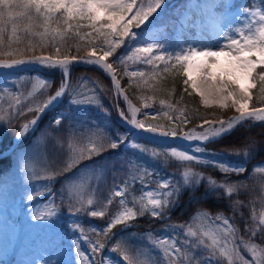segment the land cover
I'll list each match as a JSON object with an SVG mask.
<instances>
[{"label":"snow or ice","instance_id":"obj_1","mask_svg":"<svg viewBox=\"0 0 264 264\" xmlns=\"http://www.w3.org/2000/svg\"><path fill=\"white\" fill-rule=\"evenodd\" d=\"M261 5H239L231 0H221L210 6L198 3L186 6L180 13L173 10L182 34L190 30L203 34L207 31V21H211L216 40L204 43L202 39L195 38L170 42L157 38L154 31L149 30L168 17L167 0H0V71L30 67L58 70L62 75L58 89L51 95H48L51 82L41 76L34 78L26 95L15 87L0 89V123L11 126L20 116L36 113L18 127L16 138H27L30 131L36 130L39 117L65 96L70 105L67 115L61 113L53 120V130L57 132L70 121L69 137L66 140L60 136L53 138L62 159L54 167H45L41 173L33 172L30 179L44 183L40 188L34 186L27 196L30 202L45 194L53 200L51 204L30 209L32 221L47 225L61 217L54 199L57 195L65 198L64 192H67V213L74 217L68 227L76 239L73 241L75 259L66 264H97L96 257L104 251L106 244L103 239H92L86 229L90 228L98 237L107 238L119 225L123 226L122 233L127 232L136 220L145 215L159 220L169 218L185 189L195 195L203 185L205 198L228 200L234 215L245 207L243 201L232 198L246 189L247 184L234 183L228 177L246 171L250 150L256 147V142L252 141L242 151L227 154L245 158L235 166L226 157L215 159V156L224 154L210 152L207 145L231 135L239 127L264 124V0H261ZM82 29L88 31L82 32ZM70 41L75 43L65 47ZM73 47L75 55L71 52ZM37 48H51L53 51L49 55H35ZM81 48L85 52L83 57L79 55ZM112 57L115 60L110 62ZM80 64L94 66L110 78L117 100L122 98L126 105L125 108H120L119 103L114 105L119 118L141 136L148 135L151 138L149 143L156 146L150 149L147 144L135 139L129 141L122 134L113 137L106 124L76 119L75 112L89 107L99 109L104 120L110 116V110L101 101L105 90L99 82L83 77L77 88L71 87V73L74 66ZM134 65L143 67L129 70ZM119 67L124 69L128 87L163 92L165 89L157 88L161 81L180 76L183 78V92L198 96L203 107H217L224 111L232 109L236 115L227 120L200 117V131L178 132L175 121L184 125L189 122L186 106L181 108L177 106L179 101L173 103L162 99L159 102L161 111L144 112L143 118H138L141 109L125 94L117 75ZM88 84L91 87L85 90ZM254 90H258V95L254 96ZM37 94L46 96V99L37 100ZM137 98L143 108L151 106L148 103L151 97ZM171 113H178L175 120ZM160 116L170 121L172 127L166 129L158 123H146L147 120L156 121ZM176 139L190 147L160 143ZM121 145L148 156L154 162L161 158L165 162L169 158L174 159L183 167L181 177L176 182H173L176 180L174 176L164 177L155 181V189L149 188L145 178L159 174L137 157L129 156L125 167L118 171H127L131 183L126 180L122 186H114L107 204L99 208L93 207L100 201L95 199L96 186L92 183V173L96 170L102 172L98 163L85 165L84 169L67 178L64 190L53 191L58 177L71 172L83 161L102 155L106 150L119 149ZM193 163L218 170L224 179L218 181L205 176L191 166ZM253 174L262 178L258 182L264 188V165L254 166ZM136 183H139L143 195H133L129 200ZM113 197L120 198L117 202L120 210L109 217L103 228L86 226L79 221L81 213L90 218H104ZM250 219L251 224L246 222L247 240L238 236V228L232 218L223 212L213 216L208 210H198L190 222L169 224L160 233L147 232L146 243L142 245L131 244V233L127 240L113 234L117 242L110 246V251L117 256L111 259L101 257V264H120L121 260L123 264H149L142 249H150L156 258L152 264H264V247L253 242L257 234L264 239V211L257 215L253 206ZM82 244H87V253ZM241 247L250 254V258L241 254Z\"/></svg>","mask_w":264,"mask_h":264},{"label":"trees","instance_id":"obj_2","mask_svg":"<svg viewBox=\"0 0 264 264\" xmlns=\"http://www.w3.org/2000/svg\"><path fill=\"white\" fill-rule=\"evenodd\" d=\"M237 1L239 4L242 5L256 6L261 4V0H237ZM81 31L85 32L88 31V29H82ZM192 35H193V30L186 31V34H184V39H192ZM72 43H75V41H70L69 45H66L65 47L70 46ZM20 47H24V45H20ZM52 51L53 50L51 48H45V49L37 48L35 55H40L41 53L52 54ZM71 52L73 55H75L76 49L73 47L71 49ZM84 54L85 52L83 48H81L79 55L84 56ZM26 55H32V53H26ZM62 55H63V50H62ZM118 74L123 82V85L126 88V91L128 92L129 95L132 96V98L138 104H140L141 101L137 97L144 96L146 98L151 97L152 99L148 101L157 106H160L159 102L162 99L171 100L173 103L179 101V104L177 106L181 108L186 106V115L190 119L189 121L190 123H187L186 125L182 124V126H177L176 130L178 131L184 130L186 127H188L187 125L195 124L196 122L202 120L200 119V117H207V118L225 117L232 112L229 110L226 112H219L218 110H215L213 108L203 107L199 102L198 96L195 95L189 96L183 92L184 86L182 82V77L180 76H177L175 78L170 77L166 80L161 81L157 85V88H163L165 89V91L153 92L152 90L147 88L143 90H139L135 86L128 87V78L123 76V70L121 69V67H120V72ZM50 75L53 77V83L50 86V90L48 94H52L53 91L61 82V77L58 75V73L55 74L53 73ZM83 77H87L89 78V80L92 81H97L103 86L105 91L101 97V101L103 105L110 110V116L107 120H104L103 114L99 109L95 107H89L75 112L74 115L76 119L77 120L85 119L89 122L96 121L101 124H106L109 134L112 135L113 137H115L116 134L127 135V128H125L121 123H119L116 118V108L114 107L116 96H114L110 79L105 75H103L101 71L95 68L78 66V67H74V70L71 74V79H70L71 87L77 88L80 85L81 78ZM90 87L91 84L85 85V90ZM169 92H172V95H168ZM253 94L254 96L258 95V90H254ZM181 97H183L182 100ZM253 104H255V101H253ZM69 107L70 105L68 104V98L67 96H65L64 101L59 106L55 107L52 111L48 112L44 116L41 126L43 127L44 125L53 123L54 118L61 113L67 115L68 114L67 110L69 109ZM26 116L27 115H23L19 117V119L16 122L20 123V121H22V119H24ZM69 123L70 121L65 122L64 126L60 129L59 132L64 130L66 134H70L68 132ZM15 130H16V126L12 127L9 130L8 132L9 134H7L5 144H8L10 142L11 137L14 134L13 132ZM132 140L133 138L130 139L129 141ZM252 141L256 142V147L250 150L251 156L246 162V171L243 174L240 175L231 174L228 177V179L234 183H246L248 186L246 189H242L238 196H234L232 198L233 200L238 198L239 200L243 201L245 204V207H242L239 213H236L235 215L233 214L232 208L230 207L229 202L226 199H216L215 197L205 198L203 196L205 189L204 186L201 185L196 190L195 195H193V193L187 189L182 191L178 201L179 205L175 209L173 208L171 210L170 212L171 215L168 218V220H165L163 222H158V221L156 222V220L148 217L147 215H145L143 218L138 219L140 225L144 226L142 228L157 229L159 227H167L169 224L187 223L190 222L191 218L198 210H208L213 215H216L218 212H223L225 215L233 219V222L237 226L238 232H240L241 235H244L245 233L248 234V232L246 231V222L249 224L252 223L250 217L252 214L253 206L255 208L257 215H259L260 211L264 210L263 207L264 188H262L261 184L258 182L262 178L258 175L253 174L254 166L264 165V124H256L255 126L252 127H239L231 135L224 137L223 139L219 140L216 143H209L207 145V148L210 152H214L217 154H224L223 156L221 155L215 156L214 157L215 159H223L226 157L235 166L241 162H244L245 158L242 155L229 156L227 154L229 152H234L236 150L242 151L243 149L248 147V145ZM139 142L147 144L150 149L156 146L147 143L145 141H139ZM129 156L137 157L141 162L146 163L149 168L155 169L156 172L159 174V175H154L153 177L145 178L148 181L149 188L155 189L157 187L155 181L162 179L164 177L174 176L176 180H174L173 182H176L177 180H179V178L182 175L183 167L179 164V162H176L172 158H169L167 162H165L162 158L154 162L150 160L148 156L124 148V146L116 150H111V149L106 150L105 152H103L102 155L94 156L91 160L88 161L89 163L84 164V162H82V166H81V168H84L85 165H94L98 163L100 165V168L102 169V174L101 172H99V170L94 171L96 173V176L93 181V184L96 186L97 190H99V195H100L99 205L103 206L107 204V198L111 195L114 186L116 185L122 186V182L126 180H128L129 183H131L127 171H118L122 167H125L127 157ZM10 164H11L10 157L3 158L0 161V175H2L4 172H7V170L11 167ZM191 166L195 170L202 172L205 176L214 177L218 181L224 179V176L214 168L204 165H197L195 163H193ZM97 177H99V179H97ZM114 180H115V185H114ZM132 190L133 192L136 191V193H138L139 196L143 195L139 183H136ZM115 199L116 197H113V202L115 201ZM113 206H114L113 203L111 205H108V209H107L108 214L111 213ZM106 217L107 215L105 216V218ZM82 223L85 224L86 226L94 225L97 228H103L107 224L106 219L104 218L102 219L92 218L91 220L84 218L82 220ZM118 227L119 226H117V228ZM86 230L88 231V234L92 239H103L104 241L106 240V238L104 237H98L94 232L91 231L90 228ZM130 233L132 234L131 241H134L136 239L135 236L136 234H140L138 228L135 227L130 230H127V232H125L123 235L125 236L127 234L129 237ZM257 239L260 240L261 238L257 237ZM260 241L263 242V240Z\"/></svg>","mask_w":264,"mask_h":264},{"label":"rangeland","instance_id":"obj_3","mask_svg":"<svg viewBox=\"0 0 264 264\" xmlns=\"http://www.w3.org/2000/svg\"><path fill=\"white\" fill-rule=\"evenodd\" d=\"M209 1L210 2H201V0H167L168 17H166L162 22H157L153 25V28L149 30L154 31L157 38L162 40H168L170 42L183 40L178 28L176 27V30L174 28V25L178 24V22L173 17V10L180 13L185 10L186 6L190 7L197 3L202 6H210L213 3L221 2V0ZM231 2H234V0H231ZM197 34L198 32L196 35ZM204 35L210 38L209 43L215 42L216 37L213 34L210 20L207 21V31ZM112 60H115V57H112ZM132 67L139 68V65L131 66L129 70H132ZM55 71L57 70L43 69L42 72L31 70L0 74V89L4 87H15L26 95L27 92L31 90L32 82L36 76H41L51 82V79L46 76V73L51 72L53 74ZM44 99H46L45 96L37 94V100ZM138 108L141 109V118H143L144 112L151 113L161 111V107L158 108L153 104L147 109L143 108L142 105L138 106ZM209 108H213L219 112H226L217 107ZM229 111L233 110L229 109ZM117 118H119V116H117ZM119 121L124 123L120 118ZM156 123L163 125L166 129L168 128L166 126L172 125V123L163 116L158 117ZM9 127L10 126L7 124L0 123V150L4 147V139H2L5 135L4 132ZM171 127L172 126H170V128ZM18 144L19 147L14 153L12 164L13 168L7 175L0 179V254H7V256L11 258L10 264H66V262L75 259L73 241L76 237L68 227L74 217L69 216L67 212L64 214L61 212L62 215L60 218L54 219L47 225H40L30 219V209H33L34 206L40 207L43 204H51L53 203V200H50L47 194L43 195L35 202L27 200V196L32 193L34 186L36 188H40V185L44 183L30 179L33 172L41 173L47 166L54 167L55 163L59 160L56 158V161L50 162L48 158L49 153H47L48 147L46 132H38V129H36L34 133L30 132L27 135V138H23V140ZM57 149L58 148L56 146V150ZM67 182L68 181H66L65 185ZM65 194H67V192ZM135 194L136 193L131 192L128 199L130 200V197L133 195L138 197ZM93 207L98 208L97 204H94ZM118 210H120L119 205L118 207H115L114 212ZM135 226L141 227L138 220L133 223V227ZM17 230H20L22 235L20 239L21 242L15 245L13 239L18 235ZM147 232H149V230L143 231L145 242V234ZM240 237H243L245 240L249 239V235L247 233L244 235H241L240 233ZM257 237H260V235L257 234V236L253 239V242H257L261 247H264V242L260 241H264V239L258 240ZM122 239L127 240L129 238L125 235ZM134 241L141 242V237L136 235V239ZM116 242L117 241L114 238L109 246H106L104 251L98 254V264H101V257L107 256V258L111 259L117 256V254L110 251V246L114 245ZM82 249L87 253L88 249L85 248L84 244H82ZM141 251H143L145 256L148 257L149 264H152V261L155 259L153 257H149L148 251L144 249ZM240 252L245 256V258H250V254L247 253L243 247L240 248ZM120 264H123L122 260Z\"/></svg>","mask_w":264,"mask_h":264},{"label":"bare ground","instance_id":"obj_4","mask_svg":"<svg viewBox=\"0 0 264 264\" xmlns=\"http://www.w3.org/2000/svg\"><path fill=\"white\" fill-rule=\"evenodd\" d=\"M201 2H210V1H209V0H201ZM201 2H200V3H201ZM205 33H206V32H205ZM205 33H203V34L198 33L196 38H197V39H202L204 43H209L210 38H208V36L204 35ZM21 68H26V67H21ZM19 69H20V68H19ZM17 70H18V69H17ZM193 129H195V130H197V131H200L199 128H190V129L186 130V132H187V131H191V130H193ZM30 132H31V131H30ZM137 135L141 136L140 133H137ZM143 136H144V137H148V138H150L148 135H143ZM16 137H17V136H16ZM15 139H16L17 142H20L23 138H22V139H17V138H15ZM176 140H178V141H180V142H184V141L179 140V139H176ZM170 141H173V140L162 141V142H170ZM184 143H185V142H184ZM17 231H18V235L13 239L14 242H15V245H17L18 243H20L19 241H20V238H21V231H20V230H17ZM10 262H11V258L8 257L7 254H6V255H5V254H0V264H10Z\"/></svg>","mask_w":264,"mask_h":264},{"label":"water","instance_id":"obj_5","mask_svg":"<svg viewBox=\"0 0 264 264\" xmlns=\"http://www.w3.org/2000/svg\"><path fill=\"white\" fill-rule=\"evenodd\" d=\"M80 65H83V64H80ZM136 138L142 139V138H144V137H139V136L136 135ZM144 139L150 141V139H148V138H144ZM160 143H161V142H160ZM163 144H168V145H171V144H177V145H183V146L188 145V144H183V143H179V142H176V141H175V142H169V143H161V145H163Z\"/></svg>","mask_w":264,"mask_h":264}]
</instances>
